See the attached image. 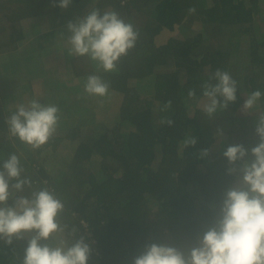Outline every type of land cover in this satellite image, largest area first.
I'll return each mask as SVG.
<instances>
[{"label": "trees", "instance_id": "obj_1", "mask_svg": "<svg viewBox=\"0 0 264 264\" xmlns=\"http://www.w3.org/2000/svg\"><path fill=\"white\" fill-rule=\"evenodd\" d=\"M86 1L101 13L116 11L139 31L135 46L119 59L117 71L97 73L120 96L119 103L100 102L94 110L101 115L118 113V119L104 120L105 132L97 136L80 133L79 126L85 124L75 126L71 135L58 124L55 135L33 150L10 137L6 118L11 113L0 106V163L18 149L24 153L18 156L22 176L34 183L21 194L47 187L62 200L64 210L58 217L65 226L62 235L69 242L83 236L90 243L88 264H132L152 241L187 252L211 225L225 191L240 176L239 171L228 174L231 165L223 150L233 144L250 148L258 143L256 111H264V97L256 114H241L238 108L250 92H264V14L256 8L259 0H203L200 31L187 29V35L179 32L162 45L155 44L154 36L163 27L182 26L190 7L199 10L200 0ZM81 2L73 0L72 5ZM58 10L53 0H0V57L16 50L23 39V18ZM242 24L238 37L248 46L249 62L240 72L237 63L232 67L230 40L232 27ZM239 31L238 27L235 33ZM55 35L47 30L35 36L36 49L55 45ZM69 59L76 79L87 80L94 74L87 56ZM217 68L238 81L237 100L209 118L196 104L203 97L201 86ZM190 89L195 90V99L188 97ZM167 101L171 106L162 110ZM162 119L174 124L168 126ZM217 128L223 129V136ZM186 136L196 137V145L184 147ZM65 144L66 169L57 179L42 162ZM205 148L209 154L201 158ZM25 168L31 169L29 175ZM26 243L27 238L12 245L0 241V264H22Z\"/></svg>", "mask_w": 264, "mask_h": 264}, {"label": "clouds", "instance_id": "obj_2", "mask_svg": "<svg viewBox=\"0 0 264 264\" xmlns=\"http://www.w3.org/2000/svg\"><path fill=\"white\" fill-rule=\"evenodd\" d=\"M72 2L53 0V6L67 9ZM188 12L194 14L195 7H190ZM66 28L69 54L87 56L104 72L117 71L119 59L135 46L139 37V31L114 10L101 13L93 8L85 16L68 21ZM201 87L203 101L197 103L209 118L237 100L238 81L219 68ZM108 90L109 84L101 76L87 77L84 91L88 95L105 97ZM188 97L196 98L194 89L188 91ZM262 97L264 92L259 89L250 92L240 111L249 114L257 110ZM170 106L171 101H167L162 110ZM58 112L56 105L41 104L38 100H32L27 106L20 105L6 118L10 137L33 150L40 149L56 132ZM256 112L258 143L250 148L233 144L222 152L231 165L228 174L239 171V182L225 191L218 214L198 236L197 243L184 252L170 244L152 241L144 245L132 264H264V111ZM161 123L172 126L174 121L162 119ZM80 128L82 134L87 129L95 132L94 127L81 125ZM74 131L70 129V135ZM217 134L223 136V129L217 128ZM196 143L194 136H186L182 142L184 147ZM209 151L202 149L200 157L208 156ZM23 171L15 153L0 163V241L12 245L14 240L27 238L22 264H88L92 252L90 243L83 236L69 242L62 235L65 226L58 220L64 210L62 200L47 187L22 195L34 183L22 176ZM58 234L61 235L57 239ZM54 239L55 243L48 242Z\"/></svg>", "mask_w": 264, "mask_h": 264}, {"label": "crops", "instance_id": "obj_3", "mask_svg": "<svg viewBox=\"0 0 264 264\" xmlns=\"http://www.w3.org/2000/svg\"><path fill=\"white\" fill-rule=\"evenodd\" d=\"M205 5V2L200 0L199 10L194 14H188L186 20H183L182 26L174 25L172 28L163 27L154 36L155 44L162 45L170 37L179 34V32L180 34L187 35V29L192 33L200 31L202 27L200 20H202ZM92 6L93 4L90 2L82 0L78 5L71 4L67 9H61L59 7V10L56 12L41 16H28L21 20L20 25L24 34L23 39L19 42L16 50L3 53L2 57H0V72L2 74H8L7 77H0V106L5 112L12 114L20 105L27 106L32 100H38L41 104L45 105L54 104L59 108L58 116L61 122L58 124L66 127L65 129H69V131L75 126H79V124H85L87 128H97L102 127L104 120L113 119L116 121L118 119L117 113L112 114V116L111 114H105V116L97 114L94 110L95 102H102L100 98L103 97L88 95L84 91L86 79L84 77L76 79L70 69L69 58L72 55L69 54L70 45L67 42L68 32L66 25L70 21L71 15H76L74 20L81 18L93 9ZM256 8L258 9V13L264 14L263 0L258 1ZM76 13L82 15L80 16ZM183 26L186 28L184 29ZM238 27L242 28L243 24L232 27L233 37L230 40L231 61L234 63L238 62V48L241 47H237L240 41L239 37L235 36V30L237 31ZM181 28L182 31L180 30ZM47 30L55 31L56 44L53 45L54 49L52 48L48 55L44 56L42 54L41 57L38 56L35 59L37 55L36 50H41L40 48L36 49L39 46L36 44L38 43L36 40L33 44L35 36ZM226 38L227 36H225ZM40 47L42 48V46ZM32 53L35 54L34 57H31ZM93 65V73L97 75L101 70L97 69L95 62H93ZM14 68L19 69V73L15 74ZM56 70L58 71L57 74ZM46 78L51 82L47 81L45 83ZM70 80L75 84L72 89L70 87L67 88V86L71 85L69 84ZM131 83L134 82L131 81ZM113 94L117 95L116 91L109 88L108 94L105 97H110ZM197 101L202 102L203 97L198 98ZM85 103L87 110H84ZM117 103H119V100ZM242 104H240L238 112H241ZM196 105L199 106L198 103ZM73 108H81L82 112L70 113ZM251 114H256L255 110Z\"/></svg>", "mask_w": 264, "mask_h": 264}, {"label": "rangeland", "instance_id": "obj_4", "mask_svg": "<svg viewBox=\"0 0 264 264\" xmlns=\"http://www.w3.org/2000/svg\"><path fill=\"white\" fill-rule=\"evenodd\" d=\"M263 2H264V0H263ZM264 11V10H263ZM51 16V15H50ZM73 16L74 15H71V18H70V20H72V21H74V19H73ZM67 23V22H66ZM260 23H262L261 21H260ZM262 25V24H261ZM242 31V28H240V31L238 32V33H235L236 35L235 36H239V34H240V32ZM34 42H36V41H33V44H34ZM241 42V41H240ZM244 43V42H243ZM242 42L239 44H237V47H239L241 44H242V46L241 47H239L238 48V53H239V59H238V62H236L237 63V67H238V70L241 72L243 69H244V63L245 62H249V50H248V46L247 45H245L244 46V44H243ZM54 49V47L53 46H51V45H46V46H44V47H42L41 48V50H36V53H37V55H36V57H35V59H37L38 58V56L39 57H41V55L43 54L44 56H46V55H48V53L50 52V50L51 49ZM35 52V51H34ZM35 56V54H31V57H34ZM24 59H26V57H24ZM232 60H234L233 58H232ZM236 63H234L233 64V66L232 67H234V65L236 64ZM246 63V64H247ZM245 64V65H246ZM14 70V72H15V74L16 73H19V69H16V68H14L13 69ZM58 73V71L56 70V74ZM2 76H8V74H2L1 72H0V77H2ZM64 77H65V75H64ZM47 81H50V80H48L47 78L45 79V83H47ZM51 82V81H50ZM66 83V82H65ZM69 84H71V85H69V86H67V88L68 87H70L71 89L73 88V86L75 85V84H73V81L72 80H70L69 81ZM66 85H67V83H66ZM117 94H118V96H120V93L119 92H117ZM117 95H115V94H113V95H111L110 97H103V98H100V100H102V103H104V104H107V105H110V106H113V105H115L117 102H118V100H119V97H118ZM246 98V97H245ZM10 99H12V98H10ZM4 102H6L5 100H4ZM96 104H98V105H100V102H95ZM6 105H8L7 103H6ZM86 103H85V109L84 110H87V108H86ZM81 113L82 112V110H81V108H73V109H71V111H70V113ZM241 114H246V113H241ZM251 114V113H250ZM89 115H92V114H89ZM112 116V115H111ZM59 122H61L60 121V119H59V121H58V123ZM58 130V125H57V129H56V131ZM68 130V129H67ZM105 132V130L103 129V127H97V128H95V132H93V131H91V130H88V132H86V130H84L83 132L84 133H89L90 135H92V134H94L95 136H97V132ZM58 132H60V131H58ZM101 132V133H102ZM56 133V132H55ZM55 135V134H54ZM66 145L67 144H65V146L63 147V149H62V146H60V150H57V151H54V152H49L48 154H49V156H47V158L45 159L46 160V162H42V163H44L45 164V168H47V170H48V172L50 173V174H52L55 178H60V176L62 175L61 174V172L62 171H64L65 169H66V164H67V159H63V158H65V157H67V155H69L68 154V146L66 147ZM69 145V144H68ZM24 155V153L23 152H21L19 149L17 150V156H23ZM20 158V157H19ZM48 158H49V161H48ZM47 161H48V163H47ZM47 163V164H46ZM86 167H87V165H86ZM31 169H29L28 170V168H25V174L26 175H29V171H30ZM239 177L240 176H238V178L236 179V181H235V183L234 184H238V182H239ZM203 200L201 199L200 201H199V203H201Z\"/></svg>", "mask_w": 264, "mask_h": 264}]
</instances>
